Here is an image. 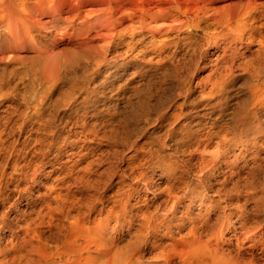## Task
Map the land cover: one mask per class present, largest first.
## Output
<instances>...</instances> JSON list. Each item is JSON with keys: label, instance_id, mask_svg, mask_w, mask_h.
<instances>
[{"label": "rangeland", "instance_id": "374dc122", "mask_svg": "<svg viewBox=\"0 0 264 264\" xmlns=\"http://www.w3.org/2000/svg\"><path fill=\"white\" fill-rule=\"evenodd\" d=\"M140 1L117 0L120 13L134 16L133 30L121 36L112 37L94 25L91 34L98 28L105 34L85 41L90 32H84L82 18L59 30L27 25L28 47L15 49L11 59L0 55V136L17 139V148L29 139L26 148L34 150L38 230L44 238L50 237V243H56V236L65 232L72 217H80L91 225L107 223L120 246L134 242L137 264H181L180 256L169 251L170 243L191 228L189 216L196 218L198 224L206 222L209 228L219 218L200 202L203 186H198L193 202L189 187L181 180L170 196L165 190L168 176L161 166L164 161L177 162L180 170L176 174L182 179L183 175L192 178L190 188H195L196 168L205 145L194 149L191 155L186 143L197 133L230 125L238 105L248 99L256 82L251 65L230 70L216 64V57L224 53L225 42L216 14L227 3L246 0H207L211 16L200 21L202 25L211 23L209 41L192 26L182 25L174 9L167 13L155 10L147 15L146 25L139 26ZM180 2L189 7L193 4V0ZM128 23L132 21L129 19ZM154 25L163 26L162 31L151 34L149 29ZM81 41L86 44L81 45ZM232 44L241 51L236 60L258 47L257 40L249 49L244 42ZM46 46L48 51L39 54L38 47ZM7 64L15 72L4 73ZM215 146L212 142L207 148L206 158H210ZM237 152L238 149L232 150L227 162L238 158ZM260 161L264 163V159ZM226 165L223 162L213 169L210 165L205 168L210 170L205 179L210 195L230 177ZM181 168L186 172L182 174ZM234 179L228 181V186ZM51 187L62 193L69 191L74 198L76 203L69 213L66 210L53 217L46 215L48 203L44 195ZM127 195L132 203L140 205L135 211L140 213L150 206L156 216H164L159 220L158 240L152 232L144 234L147 228L139 231V219L119 225L114 215H107L113 205L119 210V199ZM255 199L256 194L244 192L234 202L249 218L264 224V213L256 211ZM87 201L94 208L86 213ZM176 202L172 214L169 208ZM107 216L109 219H104ZM167 220L171 223L169 236H163ZM243 252L249 255L248 251ZM254 253L259 261H264L258 249Z\"/></svg>", "mask_w": 264, "mask_h": 264}, {"label": "bare ground", "instance_id": "6f19581e", "mask_svg": "<svg viewBox=\"0 0 264 264\" xmlns=\"http://www.w3.org/2000/svg\"><path fill=\"white\" fill-rule=\"evenodd\" d=\"M118 3L117 0H0V55L11 59L15 49L28 47L27 25L40 28L50 26L59 30L61 27L73 26L76 20L82 18V23L86 25L84 32H90L85 35V41L105 34L100 28L91 34L94 25L101 26L112 37L113 34L121 36L122 33L133 30L134 16L120 13ZM171 9L177 11L179 16L176 18L182 25L192 26L196 33L209 41L212 36L209 30L211 23L202 25L200 21H206L211 16L212 8L207 0H193L190 7L180 0H141L137 15L139 26H145L147 15L155 10L164 13ZM129 19L132 23L126 24ZM216 19L225 39L224 53L216 57V64L230 70L240 67L244 69L250 64L256 82L252 84L248 99L244 104H239L230 117V125L215 126L216 129L208 130L205 134L197 133L193 140L186 143L191 148V155L194 149L205 145L200 151V165L196 168L198 182L195 188H190L192 178L183 175L182 179L176 174L177 169L180 170L177 162H163L165 165L161 166V171L168 176H165L168 183L165 190L168 194L171 196L174 185L181 180L189 187L190 201L193 202L196 200L195 196H198V186H203L205 191L201 192L200 202L205 204L204 208L209 209V212L213 210L219 218L218 223L209 228L206 222L198 224L196 218L189 216L191 228L170 243L169 251L180 256L181 264H264L254 253V249H258L264 255V224L258 219L249 218L240 204L234 202L244 192L248 195L256 194V211L264 213V163L260 161L264 159V0H246L244 3L232 1L218 11ZM173 27L177 25L174 24ZM162 28L163 26L154 25L149 31L155 34L161 32ZM255 40L258 41V47L250 53L244 52L246 55H243V59L236 60L241 51L232 43L244 42L245 48L249 49ZM85 41L80 44H86ZM94 48L97 50L98 46ZM47 51V46L43 49L38 47L39 54ZM3 72H15V68L7 64ZM212 86H216L215 81ZM28 142L29 139L25 140L23 147L17 148V139L0 136V264H137L134 242L120 246L119 238L102 221L91 225L86 220H80V217H72L65 232L56 236V243H50V237L44 238L41 235L38 230L40 222H37L34 150H27ZM212 142L217 147L210 151V158H206L209 151L207 148L212 146ZM234 149H238V158L227 162L226 159ZM208 160L212 163H208ZM223 162L227 163L230 170V179H224L215 188V194L210 195L209 185L205 180L210 170L205 168L210 165V169H213ZM185 163L189 165V160ZM181 170L182 174L186 172L182 168ZM81 177L84 179V176ZM231 179L234 181L228 186ZM85 181L87 183L86 179ZM146 183L147 186L151 184L149 181ZM70 195L69 191L62 193L51 187L50 192L44 195L48 203L46 215L53 217L66 210L69 213L76 203ZM89 202H85L86 213L94 208ZM178 202L169 208L172 214ZM118 204L120 209H114L113 205L107 215H114L119 225L123 221L133 223L139 219V231L143 227L147 228L144 234L152 232L153 237L158 240L159 223L164 217L162 214L156 216L155 210L150 206L140 213L139 210L135 211L140 205L132 203L129 195L119 199ZM24 205L27 209L23 208ZM232 215L237 218L232 220ZM109 216L103 218L109 219ZM124 217L126 220H122ZM185 222L183 220L181 224L184 225ZM170 225L167 220L163 236H169ZM151 244L157 247L154 241ZM164 249L165 247L161 248V251ZM243 251H248L249 255Z\"/></svg>", "mask_w": 264, "mask_h": 264}]
</instances>
